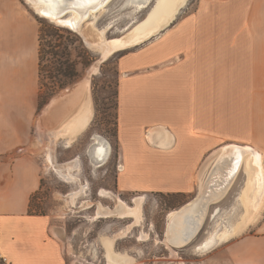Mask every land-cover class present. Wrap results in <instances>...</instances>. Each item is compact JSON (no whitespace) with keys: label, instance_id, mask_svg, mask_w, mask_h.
Wrapping results in <instances>:
<instances>
[{"label":"crops","instance_id":"0c3cea01","mask_svg":"<svg viewBox=\"0 0 264 264\" xmlns=\"http://www.w3.org/2000/svg\"><path fill=\"white\" fill-rule=\"evenodd\" d=\"M38 30L25 3L0 0V255L4 264H68L53 236L51 216L28 213L30 197L40 185L39 168L27 154L13 156L17 148L31 144L37 129ZM156 34L118 58V134L120 140L128 102L141 109L137 101L144 103V98L177 100L179 122L173 128L160 122L159 127H149L150 135L144 132L151 142L147 148L159 158L156 169L145 172L163 177L166 185H131L128 179L133 175L124 173L120 164L118 187L125 192L156 188L198 195L217 146L246 147L264 156V0H198L190 14ZM153 41L157 46L149 50ZM74 95L54 113L68 116L71 104L78 102L72 100ZM52 111L49 101L38 118L43 130L55 128L51 121L58 113L53 116ZM245 176L241 168L233 185L243 186ZM255 219L251 231L220 250L225 264H264V207ZM176 232L184 234V229ZM106 263L110 264L107 259Z\"/></svg>","mask_w":264,"mask_h":264},{"label":"rangeland","instance_id":"374dc122","mask_svg":"<svg viewBox=\"0 0 264 264\" xmlns=\"http://www.w3.org/2000/svg\"><path fill=\"white\" fill-rule=\"evenodd\" d=\"M21 1L35 17L39 28V94L41 92L45 103L40 105L39 99L35 125L45 104L52 101V115L55 116L58 112L54 113V111L59 110V105L66 101L71 93L75 94L72 100L79 101V97H84L87 91L91 106L89 122L69 145L65 137L51 141L53 143L47 140L41 142L37 139L35 129L31 144L20 146L15 150L14 157L24 156L22 154L31 156L41 176L39 188L30 197L28 213L51 216L53 236L66 253L68 264H107L104 257L105 248L102 244L104 237L114 240V251L127 254L132 259L130 264H225V253L220 250L241 233L251 231L252 226H249L251 222L240 234L210 249L200 250L195 249V246L202 242L218 223L232 224L240 218L243 208L238 201V196L245 186L246 176L243 178V186L239 184L234 186V178L225 195L207 208L202 225L195 235L182 245H175L168 241L167 229L173 217L170 218L167 214L179 211L197 196L196 192L163 191L156 188L125 192L118 187L120 164L124 166V173L133 175L128 179L131 185L149 184L153 187L166 185L163 177L156 174L151 176L145 172L147 170L153 172L159 158L147 148L146 144L150 145L151 142L144 132L147 131L150 135L149 127H159L157 123L160 122L173 128L179 122L177 100L172 97H148L144 98V103L137 101L141 109L131 107L128 102L124 111L122 140H119L118 134L120 79L118 58L143 46L157 34L104 57L99 49L85 42L84 31L79 34L80 31L58 25L36 13L27 0ZM155 1L150 0L143 9L135 10L130 0H111L103 12L97 14L99 16L93 23L91 22L93 19L87 18L84 24H92L99 30L105 28L104 37L107 40L117 39L146 19ZM197 1L187 0L168 26L190 14ZM87 27H84V30ZM85 34L88 35V32L86 31ZM156 46V41H153L149 50H154ZM61 70L67 75L63 76L60 73ZM59 83L62 87H59ZM215 99L218 98H213V101ZM76 105L75 102L74 105L71 104L73 107ZM74 109L76 108H71L72 111ZM63 115L64 118L68 117L66 114ZM63 115L58 113L56 118L52 119L53 128L61 125L64 120ZM38 122L41 124L39 119ZM145 127H148L147 130ZM96 136L110 148L107 149L109 155L103 161L93 154ZM222 146H217L212 151L215 152ZM237 149L243 152L244 149L249 148L237 147ZM172 155L171 152L168 158ZM48 156L53 159L57 167L78 158V167L74 170L78 182H66L61 178L50 166L46 159ZM262 162L264 165V156H262ZM79 184L84 185L85 191L79 194L73 203H70L66 195L78 190ZM101 190L114 193L131 207L138 204L134 199L141 196L139 222L134 223L133 217L122 218L116 215L97 217L95 213L99 206L111 209L115 206L114 199L99 195ZM4 262V258L0 255V264Z\"/></svg>","mask_w":264,"mask_h":264},{"label":"bare ground","instance_id":"6f19581e","mask_svg":"<svg viewBox=\"0 0 264 264\" xmlns=\"http://www.w3.org/2000/svg\"><path fill=\"white\" fill-rule=\"evenodd\" d=\"M110 1L27 0L32 9L40 16L48 18L58 25L80 31L78 32L79 34L84 31L82 33L84 34L85 42L97 50L99 49L104 57L121 48L136 45L148 39L151 35L158 33L168 25L187 0H156L146 19L129 29L122 37L107 40L104 37L105 28L99 30L92 24L86 23L85 25L84 22L87 18H91L93 20L90 21L93 23L97 16H99L97 14L103 12V9ZM130 1L135 10H140L150 0ZM86 26L88 27L84 30ZM86 31L88 35L85 34ZM67 92L69 91L67 90ZM87 94L86 91L85 95H83L84 97H79L77 105L73 107L76 109L71 110L72 113L67 118H64L59 127L46 131L41 128L38 122L36 129L37 139L41 142L45 140L51 142L59 137H65L68 145L72 143V140L84 130L91 118V106ZM94 141V156L100 159V161L105 160V157L109 154L107 153L108 155L106 156L103 154H106L107 149H110L109 146H106L97 136L94 138ZM239 151L236 146H234V149L233 147H227L219 148L215 152L213 151L214 153L210 155V168L207 171L205 180H203L204 185L201 191L193 201H190V204L181 208L182 210L176 211L171 216V218L173 217V221L172 223L170 222L167 231L169 242L175 245H182L195 235L200 225H202L201 222L206 215L207 208L225 195L240 167L246 175L245 186L238 196V201L243 208L240 218L232 224L225 222L218 223L216 228L202 242L195 246V249L207 250L240 234L262 212L264 207V165L262 155L253 149H244L243 152ZM46 159L53 170L66 182H78V178L74 173V170L78 167V158H74L72 162L60 167L54 165L53 159L50 156ZM213 159L214 162H212ZM119 167L121 168V165ZM84 188L83 184H79L78 190L66 195L68 201L73 203L75 198L85 191ZM99 195L104 198H110L111 200L114 199L115 206L113 209L101 208L99 206L95 213L97 217L111 215L122 218L133 217L135 219L134 223L139 222L141 196L134 199L135 201L137 200L138 204L135 207H131L108 190H101ZM200 206L201 209H199ZM174 223H178L179 225L173 227ZM179 227H181V230L184 229V234H178L179 232H176ZM113 243V239L109 237L102 239L107 261L110 264H130L132 259L125 253L114 251ZM165 244L167 245L166 242Z\"/></svg>","mask_w":264,"mask_h":264},{"label":"trees","instance_id":"16d2710c","mask_svg":"<svg viewBox=\"0 0 264 264\" xmlns=\"http://www.w3.org/2000/svg\"><path fill=\"white\" fill-rule=\"evenodd\" d=\"M60 73H61L63 76H66V75H67L66 72H63L62 70H61ZM59 87H62V84H61V83H59ZM39 99H40V105H41L42 103H45V100H44V98L42 97L41 92H40V94H39ZM29 208H30V205H29Z\"/></svg>","mask_w":264,"mask_h":264},{"label":"water","instance_id":"95a60500","mask_svg":"<svg viewBox=\"0 0 264 264\" xmlns=\"http://www.w3.org/2000/svg\"><path fill=\"white\" fill-rule=\"evenodd\" d=\"M199 209H201V206H200V208H199ZM180 210H182V209H180ZM180 210H179V211H180Z\"/></svg>","mask_w":264,"mask_h":264}]
</instances>
